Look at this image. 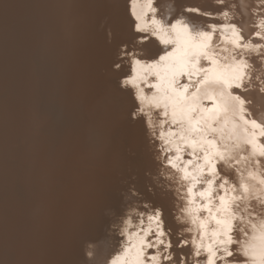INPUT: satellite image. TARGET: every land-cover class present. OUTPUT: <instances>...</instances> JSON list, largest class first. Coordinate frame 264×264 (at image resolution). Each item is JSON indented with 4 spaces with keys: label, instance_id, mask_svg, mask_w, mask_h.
I'll return each instance as SVG.
<instances>
[{
    "label": "bare ground",
    "instance_id": "obj_1",
    "mask_svg": "<svg viewBox=\"0 0 264 264\" xmlns=\"http://www.w3.org/2000/svg\"><path fill=\"white\" fill-rule=\"evenodd\" d=\"M225 21L260 46L219 59ZM263 41L264 0H0V264H39L66 198L68 264H264ZM86 166L150 197L86 195Z\"/></svg>",
    "mask_w": 264,
    "mask_h": 264
},
{
    "label": "rangeland",
    "instance_id": "obj_2",
    "mask_svg": "<svg viewBox=\"0 0 264 264\" xmlns=\"http://www.w3.org/2000/svg\"><path fill=\"white\" fill-rule=\"evenodd\" d=\"M248 21H247V25H246V28L248 29V30H252L254 27L252 26V23H249L250 22V19H249V17H248V19H247ZM231 24L232 23H227V21H225V22H223L222 24H219V25H221V26H224V27H220L219 25L218 26H216V31H217V33H215V34H213V36H219L220 34H221V39L226 43V44H228V45H231L232 46V48L231 49H226L227 47H225V46H223L224 47V49H223V47L221 46V44H220V42H217L216 43V41H215V44L213 45V46H218V47H220L219 48V51H220V53L219 54H217L216 56L218 57V56H220V57H218L219 59H223L224 57H225V60H233L234 58L236 59V57L235 56H239V54L238 55H234L233 56V59H232V57H230V56H222V52H224V53H233V51L235 52V50H245V49H253L254 47H256V46H260V44L259 45H250V41L251 40H253V38H254V40H256L257 38H259V37H257L256 35H255V32L257 31H249V37L246 39V40H242V39H238V38H236V37H234V35L233 36H231L232 35V33L230 32H228V31H226V27H229V26H231ZM219 27V28H218ZM217 28H218V30H220V31H223V32H220V31H218L217 30ZM211 30V29H210ZM212 30H215V29H212ZM220 34H219V33ZM243 34H244V32H242ZM219 34V35H218ZM226 34V35H225ZM252 34V35H251ZM254 34V35H253ZM229 36V37H228ZM256 38V39H255ZM232 40L231 42H229L230 40ZM236 39V40H235ZM244 41V43L242 42V41ZM258 41H260L261 42V40H260V38L259 39H257ZM227 41V42H226ZM239 42V43H237V42ZM247 41V42H246ZM248 41H249V43H248ZM264 42V41H263ZM219 43V44H218ZM231 43V44H230ZM237 43V44H236ZM241 43V44H240ZM247 43V44H246ZM144 44L145 45H148L149 47H151V50H152V47H155L156 46V44L155 43H150V44H147V41H145L144 42ZM235 44V45H234ZM245 44V45H244ZM238 45V46H237ZM241 45H243L242 47H241ZM237 46V47H236ZM239 47V48H238ZM207 48H209V46L207 47ZM238 48V49H237ZM235 49V50H234ZM229 50V51H228ZM192 51H193V49H192ZM148 54L149 53H146V56H148ZM240 55H242L243 56V53H240ZM228 57H230L229 59H228ZM239 57H241V56H239ZM196 76H198V78H199V74L198 75H196ZM196 76H195V78H193V80H198L197 78H196ZM0 78H1V81L3 80V78H2V76L0 75ZM114 79V78H113ZM116 80V79H115ZM196 80L194 81V83L193 84H195V82H196ZM117 81V80H116ZM177 81V80H176ZM192 81V80H191ZM196 84H197V82H196ZM203 82H201V84H200V86L199 87H201V86H203ZM236 84H237V87H234V86H236ZM236 84H234L233 85V87L235 88V90L237 89V91L238 90H241L242 91V89H241V86H240V84H238V83H236ZM177 85L178 84H176V83H174V89H178V87H177ZM238 86L240 87V89L238 88ZM115 87H116V89H115ZM115 87L113 88H111V89H109V90H111L112 92L113 91H116L115 93V95L116 96H114L113 98L114 99H116V100H119L120 99V96H122L123 94H124V92L122 93L121 91V86L118 84V83H115ZM194 86H189L188 87V90L189 89H192ZM198 87V88H199ZM197 88V89H198ZM95 89H97V88H94L93 89V92H95L96 90ZM194 89V88H193ZM192 89V92L193 91H195V89L193 90ZM118 90H120V91H118ZM248 90H251V88H248V89H246L245 91H248ZM111 91H109L110 93H108L109 95L108 96H110L111 95ZM121 92V93H120ZM97 93V91L94 93V94H96ZM118 93H120V94H118ZM186 94H187V92H185ZM191 94V93H190ZM107 96V93L105 94V97ZM107 96V97H108ZM91 97V96H90ZM111 97V96H110ZM117 97H119V98H117ZM87 100H88V97H86L85 99H84V101H83V103H82V106H84V104L87 102ZM177 101L179 102H181V100H180V98H177ZM179 102V103H180ZM246 103V105L248 106V103H251V104H249L250 106H252L251 108L252 109H255V111H259L261 108L259 107V106H257L256 104H253V102L252 101H246L245 102ZM179 105H181V103L179 104ZM179 105H178V107H179ZM249 106V107H250ZM242 107H244V106H242ZM255 107V108H254ZM121 108H117L116 109V111H119ZM133 109V108H132ZM132 109H131V111H132ZM244 109H245V107H244ZM234 109H232V111H233ZM234 113H236V112H238V113H241L240 111H233ZM238 113H236V114H238ZM123 116H126V112H124V111H122V112H120L119 113V115L117 116V121H119L118 119H120V118H122ZM86 117L87 118H89L90 117V114L89 113H87L86 114ZM246 118V117H245ZM109 125V126H108ZM107 125V127H105V129H104V131L103 132H105V131H110V129H115L116 127H117V125H116V123H110V124H108ZM112 129V130H113ZM99 131H101V133H102V130H100L99 129ZM129 132H131V127H126V129H123V130H121V136H122V140L123 141H125V143L126 144H128V146H127V150L125 151V154H126V157L128 158L129 157V159H132L133 158V155H132V153H133V150L131 149V145L129 144ZM228 139L229 140H231V137H228ZM236 146V148H240V145L238 146V144H235ZM216 147V146H215ZM219 153H220V151H218ZM217 151H216V153L217 154H219ZM245 158H247V157H245ZM244 157H241V159L242 160H244L245 159ZM236 164H237V162L235 161V162H233L232 163V165H235L236 166ZM86 170H88V169H93L92 171V173H87L88 175H87V185L86 186H83L82 187V193H85L86 195L87 194H91V195H99V194H101V193H103V194H107V195H109V197L111 196V198H110V200L111 201H113L114 200V197L115 198H118V192L120 191V190H124V191H134L135 193H137V194H139L141 197H144V198H148V197H150L148 194H151V191H150V189H148V188H146V187H144L143 185H145L146 186V181L143 179V178H141L140 176H139V173L137 172V170H135V169H130V168H121L120 169V171H118V172H116V173H109V172H98L97 170H94V167H91V166H86V167H84ZM67 173H69L68 175H65L63 178H64V181L65 182H67L68 184H70L71 185V180H73L72 179V175H76V179L78 180V178H80V176L79 175H77L78 173L77 172H75V174L73 173H71V171H69V172H67ZM77 176H79V177H77ZM75 181V180H74ZM134 184H136V185H134ZM137 188V189H136ZM98 192V193H97ZM112 193V194H111ZM114 195V196H113ZM70 197V196H69ZM241 196H239V197H237L236 198V200H241L242 198H240ZM151 198L152 199H154V197L153 196H151ZM70 199V198H69ZM252 199H254V198H251V200ZM66 206H68V199L66 198V200H64L63 201V203H62V206H61V208H60V210L58 211V214H59V217H62V214H64L65 213V216H64V218H62V219H60V220H62L61 222H60V224L57 222V223H55V224H47V223H43V226H42V232L44 233L45 231V233H44V236H46V246H43L42 247V251H43V253H42V251L40 250L39 252H40V254H45V252H46V254L45 255H39L38 256V258L36 259V260H40V261H37L39 264H48L49 263V261H50V263L49 264H62V263H64V264H68L67 263V259H65V257H64V259H63V256L61 255V258H59L60 257V255H58L59 253V250L55 247V243L59 240V238H61L62 237V234L63 235H67L66 233V230H68L69 229V227L67 226V223H68V218H67V214L69 213L68 211H66ZM241 212H243V209H241ZM250 213V212H249ZM57 214V215H58ZM259 213H257V214H252V217L253 218H255L257 215H258ZM234 217H236L235 216V214L233 215ZM62 223V224H61ZM59 224V225H58ZM51 225V226H50ZM55 226V227H54ZM62 228V229H61ZM48 230V231H47ZM51 231V232H50ZM57 233H56V232ZM65 234H64V233ZM53 233V234H52ZM52 234V235H51ZM51 235V236H50ZM59 235V236H58ZM47 236H49V238L47 237ZM57 236V237H56ZM243 237H247V234L246 233H244L243 234ZM54 242H53V241ZM51 241V242H50ZM231 243L232 244H234V243H236V245L238 244V242H234L233 243V241H231ZM53 247H52V246ZM50 246H51V249H50ZM169 246L170 247H172V248H178V247H180L181 245H180V243H179V239L178 238H175L172 242H170L169 243ZM46 247V248H45ZM55 247V248H54ZM47 248H49L48 249V251H51V253L49 254L48 253V251H47ZM46 249V250H45ZM56 249V250H55ZM250 249H251V247H250ZM54 251V253L52 254V252ZM47 253H48V255H47ZM55 254V255H54ZM51 255H54V257L53 256H51ZM45 257V259H46V261L47 262H45V261H43V260H45V259H43L44 257ZM56 256V257H55ZM168 255H166L165 257H167ZM212 256V255H211ZM210 256V257H211ZM48 257H50V258H48ZM48 258V259H47ZM51 258H53V260L51 259ZM55 258V259H54ZM60 261L59 263H58V261ZM63 260H65V261H63ZM52 261H55V262H57V263H55V262H52ZM63 261V262H62ZM164 264L166 263L165 261L163 262ZM168 264H177L176 262H171V263H168ZM241 264V263H240Z\"/></svg>",
    "mask_w": 264,
    "mask_h": 264
}]
</instances>
